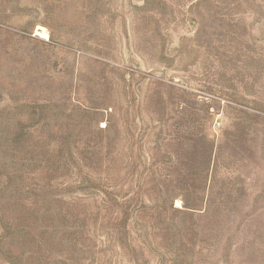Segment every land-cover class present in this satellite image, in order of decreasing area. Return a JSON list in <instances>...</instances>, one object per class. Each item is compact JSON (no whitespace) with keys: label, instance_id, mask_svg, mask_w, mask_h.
<instances>
[{"label":"rangeland","instance_id":"obj_1","mask_svg":"<svg viewBox=\"0 0 264 264\" xmlns=\"http://www.w3.org/2000/svg\"><path fill=\"white\" fill-rule=\"evenodd\" d=\"M0 264H264V0H0Z\"/></svg>","mask_w":264,"mask_h":264},{"label":"trees","instance_id":"obj_2","mask_svg":"<svg viewBox=\"0 0 264 264\" xmlns=\"http://www.w3.org/2000/svg\"><path fill=\"white\" fill-rule=\"evenodd\" d=\"M164 206H166V209H174L175 211H177V210H179L180 211V209H178V208H176L175 206H174V203L171 201V203H168V200H167V202L165 203V205ZM187 208L186 209H191V208H193V207H191L189 204H187L186 203V205H185ZM187 212H188V210H185L184 211V215H186L187 214ZM170 220H172V219H170ZM128 222H127V220L124 222L123 221V225H124V228H125V225L127 224Z\"/></svg>","mask_w":264,"mask_h":264},{"label":"bare ground","instance_id":"obj_3","mask_svg":"<svg viewBox=\"0 0 264 264\" xmlns=\"http://www.w3.org/2000/svg\"><path fill=\"white\" fill-rule=\"evenodd\" d=\"M36 35L42 37V38H49V34L46 30V28L44 26H41L39 25L37 28H36Z\"/></svg>","mask_w":264,"mask_h":264}]
</instances>
